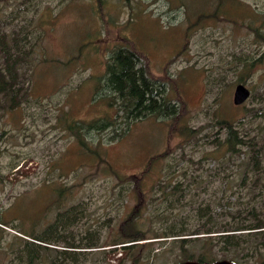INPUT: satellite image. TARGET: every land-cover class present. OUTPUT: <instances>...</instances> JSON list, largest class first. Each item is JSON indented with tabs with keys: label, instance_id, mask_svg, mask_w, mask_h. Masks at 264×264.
Segmentation results:
<instances>
[{
	"label": "rangeland",
	"instance_id": "rangeland-1",
	"mask_svg": "<svg viewBox=\"0 0 264 264\" xmlns=\"http://www.w3.org/2000/svg\"><path fill=\"white\" fill-rule=\"evenodd\" d=\"M22 1H0V26L7 31L14 26L10 9ZM25 8V19L35 26L30 35L40 45L28 102L0 115V130L7 133L0 143V264H12L15 247L32 239L22 229L40 231L76 204L83 211L77 209L72 222L58 226L75 239L98 232L109 241L132 215L134 228L151 237L171 210L189 211L181 206L189 199L210 202L213 214L220 213L213 219L217 226L230 220L229 213L242 207L249 193L238 187L242 168L230 164L226 178L213 176L226 151L214 150L210 140L224 132L207 125L222 117L252 136L262 127L264 132V61L248 76L238 65L239 59H258L264 51V41L251 31L257 23L264 32V0H101L100 9L91 0H26ZM125 35L149 75L165 83L167 99L179 108L178 120L148 114L116 140L105 133L85 135L90 150L82 149L66 125L95 113L91 75L105 69V57ZM208 77L214 78L211 85ZM238 83L251 94L234 105ZM172 200L178 204L169 209ZM263 202L264 187L251 204ZM155 240H144L154 241V250L147 257L144 247L134 264L184 260L179 246ZM119 246L92 249L84 264H133ZM238 260L257 264L253 257Z\"/></svg>",
	"mask_w": 264,
	"mask_h": 264
},
{
	"label": "trees",
	"instance_id": "trees-1",
	"mask_svg": "<svg viewBox=\"0 0 264 264\" xmlns=\"http://www.w3.org/2000/svg\"><path fill=\"white\" fill-rule=\"evenodd\" d=\"M92 1L97 2V9H100L101 0ZM25 6L26 0L14 4L10 9L12 14L10 23H14L10 31L0 26V115L21 107L28 102L31 95L28 82L34 74V59L40 40L30 35L29 30L35 26L30 25L31 19H25ZM46 9L49 13L48 6ZM251 31L264 41V32L257 23L252 25ZM131 41L133 40L127 35L117 40L105 57V69L98 75H91L94 91L90 104L98 106L93 116L88 119H74L66 125V130L77 139L82 149L90 150L85 135L105 133L107 139L116 140L124 131L131 128L133 121L148 114L162 120L168 119L174 122L178 120L179 108L171 99H167L165 83L149 75L146 66L141 64L140 53L135 50V45ZM79 49H82V45ZM263 61L264 51L258 59L251 61L246 58L239 59L238 65L242 64L248 70L246 74L248 76L250 68L253 70ZM239 75V80L244 81L242 79L244 75L242 73ZM208 80L211 85L214 78L208 77ZM210 124L207 126L214 125L224 132L223 138L216 137L210 140L217 146L214 150L221 148L226 151L218 158V162L216 161L215 165L218 169L213 172V176L221 174L222 178H226V172L229 171L227 167H230V164L242 168V171H239L241 174L238 176L240 178L238 187H246L249 193V198L242 207H236L229 213L230 220L217 221L220 223L217 226L213 219L220 213L213 214L214 208L210 207V202L189 199L187 203L181 204L182 208L188 205L189 211L179 215L171 210L170 214L164 216L168 221L162 222L163 227H159L151 237L147 231L134 228L136 225L132 215L109 241L102 240L98 232H88L81 239H75L64 230L59 231L58 226L62 227L75 219L76 215L73 214L80 206L76 204L60 212L54 222L40 231L28 232L22 229L32 239L25 241L19 248L18 245L15 247L13 252L16 259L12 264H84L88 259L89 251L107 245L111 246V250L116 248L113 246L120 245L124 257L131 256V262L134 264L140 259L139 251L146 246H148L147 257H150L154 250L151 242L154 241L144 240L152 238H156L155 241L169 240L172 245L179 246L183 253L182 261L198 260L211 264L219 259H228L235 264H242L238 257L243 260L253 257L257 264H264V202L260 207L251 204L264 187L263 127L252 136L246 132L243 125L242 127L236 125L227 118L216 117ZM184 133L188 135L185 129ZM6 134L5 130H0V143ZM212 153L213 151L209 154ZM212 156L213 154L210 157ZM208 158L209 156L206 155L205 159ZM153 160L155 161L154 158L151 159ZM251 172L253 175H250ZM176 188L170 191V196ZM161 195L166 198L168 194L163 192ZM183 195L184 191L181 189L178 200ZM175 202V200L169 201L167 207L173 208L171 204L175 207L178 204ZM234 204L231 202L225 205ZM82 211L78 209V213ZM249 216L253 219L244 221ZM123 258L120 261H123Z\"/></svg>",
	"mask_w": 264,
	"mask_h": 264
},
{
	"label": "water",
	"instance_id": "water-1",
	"mask_svg": "<svg viewBox=\"0 0 264 264\" xmlns=\"http://www.w3.org/2000/svg\"><path fill=\"white\" fill-rule=\"evenodd\" d=\"M250 89L243 83L236 84L233 92V103L235 105L243 104L250 97ZM178 264H205L198 260H185L179 262ZM211 264H234L232 261L228 259H220Z\"/></svg>",
	"mask_w": 264,
	"mask_h": 264
},
{
	"label": "bare ground",
	"instance_id": "bare-ground-1",
	"mask_svg": "<svg viewBox=\"0 0 264 264\" xmlns=\"http://www.w3.org/2000/svg\"><path fill=\"white\" fill-rule=\"evenodd\" d=\"M232 101H233V99H232ZM234 104V103H233ZM235 105V104H234ZM220 260V259H219ZM217 261V260H216ZM215 262V261H214ZM213 263V262H212ZM178 264V263H177ZM235 264V263H234Z\"/></svg>",
	"mask_w": 264,
	"mask_h": 264
}]
</instances>
